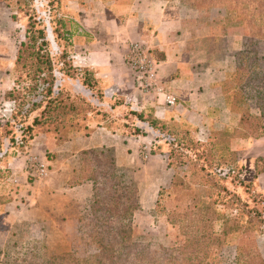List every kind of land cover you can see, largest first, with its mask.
<instances>
[{"label":"crops","instance_id":"obj_1","mask_svg":"<svg viewBox=\"0 0 264 264\" xmlns=\"http://www.w3.org/2000/svg\"><path fill=\"white\" fill-rule=\"evenodd\" d=\"M62 3L69 11L67 16L77 23L70 48L73 64L95 72L106 103L113 105L115 98H120L124 105L119 108L143 111L167 124L194 130L201 141H206L215 129L238 126L240 117L233 113V94L227 85L236 76V55L243 49L244 32H218L213 23L201 22L200 17L191 14V9L170 0H62ZM136 42L145 43L152 51L159 63L161 85L177 98V107L170 108L163 97L144 94L136 88L134 74L125 61L129 45ZM17 49L11 54L13 58ZM13 65L14 61L0 65L2 126L11 106L1 94L13 87L9 74ZM91 119L87 133L76 132L60 142L52 136L39 137L28 153L11 158L14 173L25 174L26 180L4 212L9 218L5 220L11 223H5L10 230L14 226L25 227L28 222H46L47 231L37 230L47 233L46 244L55 247L51 239L59 237L58 246L67 247L62 238L73 231L72 225L84 217L90 218L95 196L93 181L76 182L84 174L81 170L84 152L110 151L119 168L135 169L136 182L143 178L149 182L156 180L158 194L171 183L173 169L165 153H155L162 141H158L153 127L136 121L133 125L141 134L133 135L125 125L115 127L114 123L105 125V120ZM144 154H148V159ZM33 155H39L48 167L46 177L28 178ZM139 158L145 161L141 166ZM239 159L246 170L255 174L259 166H264V137L242 140ZM257 181L264 192V170ZM8 209L12 210L9 214Z\"/></svg>","mask_w":264,"mask_h":264},{"label":"trees","instance_id":"obj_2","mask_svg":"<svg viewBox=\"0 0 264 264\" xmlns=\"http://www.w3.org/2000/svg\"><path fill=\"white\" fill-rule=\"evenodd\" d=\"M2 1L9 5L13 3L12 0ZM187 2L188 7L197 8L200 12L202 5L206 8L220 7L231 13L235 20L245 22L246 34L243 49L236 55V78L227 85V88L234 93L232 110L240 117L239 124L233 128L215 129L206 141H201L197 139L194 130L170 125L159 121L151 114L128 108L127 117L132 124L133 134H141V130L133 125L136 121L148 123L157 131L158 141H162L155 153H165L171 169L196 166V178L203 179V186L208 185L210 188L221 187L218 180L226 181L236 176L238 179L235 180L251 187L256 195L255 198L260 197L264 205V192L260 190L257 181L264 166H259L256 173L251 174L238 160L242 140H256L264 137V73L261 72L263 77H260V74L256 72V69L261 67L256 55L257 53L264 55L260 52L264 51V0H189ZM59 3L65 12L66 8L62 0H59ZM19 9L22 12V8ZM17 15V12L13 13V21L19 20ZM61 17L63 18H60L59 23L64 29L67 20H64L63 14ZM72 23L76 28L77 23L75 21ZM41 24L32 16L29 18L26 26V40L20 44L14 57V66L10 71L13 87L5 94V99L11 106L12 115L6 123L8 130L0 133V164L7 158L28 153L39 137L42 139L52 136L59 142L69 139L77 130L68 132L69 128H75L68 118L86 106L97 110L96 106L90 102L89 104L84 98H80L77 102L71 96L65 97L62 94L64 86L66 87L63 83L77 84L94 94V90L99 87V81L93 70L78 68L73 64L70 48L75 30L65 29V32H62L64 39L69 41V47L65 48L61 56L62 61L61 58L59 61L62 65L59 69L62 82L60 86H57V78L54 76L55 63H53L49 47L47 48L50 45L47 27L41 28ZM52 33L55 35L57 30ZM58 38L59 36L56 37V41ZM68 53L72 63L63 62L68 58ZM263 59L260 58V61ZM96 96L98 101L103 103L105 94L101 90ZM122 105H124L122 100L115 98L111 108ZM38 110H41L40 114L34 116L30 122L29 118ZM38 129L40 131H37ZM10 149L13 151L10 152ZM191 154L196 156V160H192ZM200 161H203L202 164ZM82 164L81 170L84 174L77 178L76 182L91 180L95 184V196L89 215L93 222V234L98 240L104 241L98 245L97 252L92 258L94 264H142V261L148 257L157 258L158 260L155 261L157 264H210L208 260L217 252L215 248L217 245L224 244V239L227 241L229 237L234 239L245 230V225L241 224L240 219L232 216L226 222H220L222 226L218 234L213 229L215 221L201 214L196 220L198 225H191L192 231L182 239L181 252L178 256H175L172 253L173 248L169 247L171 253L160 256L158 252H152L149 246L132 241L131 224L126 221L130 219L131 211L135 207H130V199L124 196L126 185L120 188L117 183V173H123L116 165L113 154L105 150L84 152ZM218 171H226L227 174H221ZM5 173L10 174L8 170ZM175 182L176 179H173V183ZM129 184H134L132 177ZM134 192L137 202L135 186ZM255 214L256 216H252L248 223L254 219L256 221L261 219L258 213ZM232 224L233 226L229 227ZM44 238L41 244L36 242L31 245V250L26 254L29 258H19L12 264H78L69 255L70 252H67V247L51 248L46 244V237ZM54 251L58 252L57 255L51 253ZM238 257L239 264H264L257 255L248 257L251 262L241 261L242 255Z\"/></svg>","mask_w":264,"mask_h":264},{"label":"rangeland","instance_id":"obj_3","mask_svg":"<svg viewBox=\"0 0 264 264\" xmlns=\"http://www.w3.org/2000/svg\"><path fill=\"white\" fill-rule=\"evenodd\" d=\"M12 1L13 3L9 5L0 0V65L3 64L7 66L14 61L11 54L15 48L17 49V46L19 48L20 44L26 40V26L29 18L32 16L38 22L42 23L40 26L41 28L47 27V36L50 41V45H48L47 48L49 47L53 63H55L54 76L57 78L56 84L60 86L62 75L59 69L62 68V65L59 61L63 55V51L69 45V41L64 39L65 37L62 35V32H65V29L75 30L72 23L74 21L67 16L69 11L66 10L64 12L61 9L59 0ZM170 1L191 9L193 11L191 14L200 17L201 22L213 23L218 32L221 30H230L231 32H244V35L246 34L245 22L239 19L235 20L231 13L220 7L206 8L202 5L200 12L197 11V8L193 9L187 6V1L189 0ZM19 8H22V12ZM16 12L18 13L17 16L19 20L13 21L12 16L13 13ZM62 14L64 15V20H67L66 22L64 21V29L59 23L60 18H63L61 17ZM242 19H244L243 16ZM55 30H57V33L53 35L52 32ZM57 36H59V38L56 41ZM61 37H63V39H61ZM17 51L18 49L16 53ZM260 52L264 53L262 50ZM256 57H258V63L261 66L259 67L260 69H256V72L260 74V77H263L264 59L260 61V58H264V55L257 53ZM66 61L72 63V61L69 60V53L68 58L63 60V62ZM9 74L11 75V72ZM63 84L66 85V87L63 85V96H71L77 102H79L80 98H84L88 103L90 102L97 107V110H92L86 106L84 109L81 108L80 111L72 115V117L70 116L68 119L71 120L70 123H72L75 128H69L68 132L74 129L79 133L89 132L90 124L88 122L91 123V117H94L95 120H105V125L112 126V123H114L115 127L125 125L127 128L130 127L131 132L134 133V130L131 128V123L129 122L130 119L127 117L128 110L125 111V109L119 107L112 109V104L106 103V96L104 97L103 103L98 101L99 99L96 95H99L100 90L104 93L103 89H98L99 87L96 88L94 94L92 91L83 89L74 83L69 82ZM230 92L234 96L233 91L230 90ZM1 95L5 97V94L2 93ZM232 100L234 102V97ZM41 110L36 111L33 116L29 118V121L32 122L34 116L40 114ZM11 115L12 109L8 119ZM8 128L7 124L3 126L0 124V133L4 132V130H8ZM37 131L40 130L38 129ZM9 145L7 141V146ZM162 148L165 150L164 147ZM11 151L13 150L10 149V152ZM191 156L192 160H196L194 154H191ZM33 157L37 158L41 163H44L41 161L39 155H33ZM11 158L12 157L9 159L7 158L5 162L3 161L0 164V264H12L13 261L15 262L19 258H29L26 254L31 250V245L36 244V242H40L41 244L45 239L44 237L47 235V233L41 234L37 232V230H39V228L46 230L49 227V224L46 222H28V226L27 224L25 227L23 226L21 228L14 226V230H10L5 225V223L8 225L11 224L10 221L5 220H9V218L7 214L4 213L7 211L8 201L11 202L16 198L18 191L24 187L23 181L26 180L25 174L14 173L10 165ZM238 160L240 161L239 158ZM143 162L145 161L139 158L138 164L140 166ZM200 162V164H202L203 161ZM196 169V166H190L188 168L181 166L180 169H173V179H176V182L173 183L172 179L171 183L160 191L161 194H158L156 180L153 182L154 179H151L152 181L149 182V179L143 178V181H137V183L134 177L135 169L120 168L123 174L117 173V183H119L120 188L126 185L124 196L130 199L129 206L135 207L131 211L130 219L128 221H126L128 218L125 219L126 223L129 222L131 224L132 241L137 244L149 246L152 252H158L160 256H166V254L171 253L168 247L173 248L172 253L178 256V253L181 252L180 245L182 239L185 236L187 237V234L192 231L191 225H198L196 220L201 214L215 221H213V229L218 234H220L222 226L220 222H226L227 219L236 216V218L240 219L241 224L245 225V230L240 234L238 233L239 235L236 234L237 236L234 239L229 237L227 241L224 239V244L217 245L215 247L217 248V252L209 258V263L239 264V255H242L241 261L249 260L251 262V259L248 257H253L255 255L258 256L259 260L264 261L263 200L260 197L255 198L256 195L252 192V188L235 180L238 179L236 176L226 181L218 180L221 187L210 188L208 185L205 187L203 186L204 180L196 178ZM7 170L10 174L5 173ZM218 172L225 175L227 174L226 171ZM217 175L219 176V174ZM29 177L32 178V180L35 179L32 176H28V178ZM131 177L133 178L134 184H129ZM246 180L248 181V179ZM134 186L135 189H137V202ZM120 194L123 195L122 193ZM124 205H126V203ZM11 211L8 209L7 213L9 214ZM255 213H258L261 219L258 221L254 219L251 223H248L252 216H256ZM10 219L12 221L15 220L14 218ZM72 226H74L75 230L73 228V231H69L65 234L66 237L62 238L63 242L67 244V252H70L69 255L75 260V263L94 264V259L92 258L97 252L98 245L104 243V241L98 240L93 234V222L90 218L87 219L84 217L79 223ZM231 226H233V224L229 227ZM231 235L232 234H230V236ZM51 241L53 246H58L61 243L59 237H54ZM58 251L60 250L58 249ZM51 253L57 255L58 252L54 251V253ZM156 260L158 259L148 257L145 261H142V264H157V262H155ZM183 260L185 261V259Z\"/></svg>","mask_w":264,"mask_h":264},{"label":"built area","instance_id":"obj_4","mask_svg":"<svg viewBox=\"0 0 264 264\" xmlns=\"http://www.w3.org/2000/svg\"><path fill=\"white\" fill-rule=\"evenodd\" d=\"M125 61L134 74V83L140 92L144 94H156L158 98L163 97L166 106L170 108L177 107V98L165 92L161 85L159 63L145 43H131L128 47ZM144 158L148 159V154H144ZM28 169L31 176L35 179L44 178L48 174V167L35 157L30 158Z\"/></svg>","mask_w":264,"mask_h":264}]
</instances>
